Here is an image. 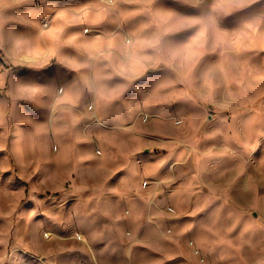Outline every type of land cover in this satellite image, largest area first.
<instances>
[{
  "label": "clouds",
  "instance_id": "9594fccd",
  "mask_svg": "<svg viewBox=\"0 0 264 264\" xmlns=\"http://www.w3.org/2000/svg\"><path fill=\"white\" fill-rule=\"evenodd\" d=\"M0 264H264V0H0Z\"/></svg>",
  "mask_w": 264,
  "mask_h": 264
},
{
  "label": "rangeland",
  "instance_id": "374dc122",
  "mask_svg": "<svg viewBox=\"0 0 264 264\" xmlns=\"http://www.w3.org/2000/svg\"><path fill=\"white\" fill-rule=\"evenodd\" d=\"M68 2L75 3L76 0H68ZM141 159H142V160H151V157L148 156L147 153H145V154L143 155V157H141Z\"/></svg>",
  "mask_w": 264,
  "mask_h": 264
}]
</instances>
